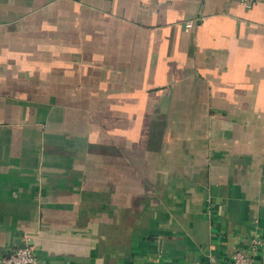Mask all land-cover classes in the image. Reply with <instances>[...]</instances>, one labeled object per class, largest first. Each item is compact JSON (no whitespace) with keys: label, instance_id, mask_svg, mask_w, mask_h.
I'll return each mask as SVG.
<instances>
[{"label":"crops","instance_id":"crops-1","mask_svg":"<svg viewBox=\"0 0 264 264\" xmlns=\"http://www.w3.org/2000/svg\"><path fill=\"white\" fill-rule=\"evenodd\" d=\"M24 239L40 264L264 241V0H0V257Z\"/></svg>","mask_w":264,"mask_h":264},{"label":"built area","instance_id":"built-area-1","mask_svg":"<svg viewBox=\"0 0 264 264\" xmlns=\"http://www.w3.org/2000/svg\"><path fill=\"white\" fill-rule=\"evenodd\" d=\"M241 5L250 7L255 0H236ZM264 244L261 240H252L248 244L249 250L237 248L231 256V264H252L257 250ZM0 264H40L34 247L28 239H24L22 245L11 249L4 257H0Z\"/></svg>","mask_w":264,"mask_h":264}]
</instances>
